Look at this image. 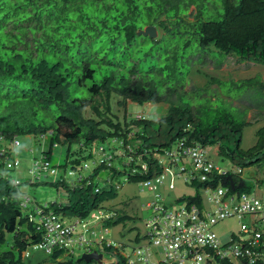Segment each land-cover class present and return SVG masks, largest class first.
<instances>
[{
  "label": "trees",
  "instance_id": "obj_1",
  "mask_svg": "<svg viewBox=\"0 0 264 264\" xmlns=\"http://www.w3.org/2000/svg\"><path fill=\"white\" fill-rule=\"evenodd\" d=\"M150 26L157 29L156 38L139 34ZM229 58L264 65V0H0V264H27L30 250L45 234L43 223L31 220L35 207L22 211L28 196L20 190L22 181L8 175L21 163L17 156L12 160L8 148L9 143L22 145H16L18 135L33 138L37 145L48 143L37 148L40 156L34 152L32 176L25 183L56 187L60 200L42 208L54 212L63 226L67 223L62 218L86 220L117 197L120 186L115 187L112 176L143 186L175 163L167 158L166 166L164 157L196 145L217 147L239 172L230 169L218 176L213 171L205 182L194 172L186 183L196 194L177 203L197 207L200 191L207 188L252 194L242 169L264 163V126L256 133V144L243 150L244 130L251 124L248 109L234 105L228 93L211 89L217 85L221 90L227 81L210 76L205 86L191 85L195 67L196 73L210 65L220 70ZM229 82L264 92L259 76ZM216 98L219 103H214ZM148 104L165 113L159 119L130 115V105ZM58 146L64 147L65 156L54 164L53 149ZM111 150L122 152L128 162L114 165L118 156L106 154ZM89 160L95 168L83 177L81 166L85 163L88 169ZM105 170L109 173L100 187ZM104 213L109 216L102 220L106 226L132 219L117 211ZM241 235L248 242L254 232L244 235L241 230ZM144 237L149 250L162 249L164 254L162 246ZM143 238L137 234L135 241ZM241 238L233 235L222 247ZM261 240L264 250V236ZM94 246L86 244V253L94 252ZM96 246L103 259L106 253L113 255L111 264L134 260L124 255L123 244L104 239ZM73 253L57 246L50 254L52 263L46 264H100L65 259ZM200 253L213 258L206 261L235 264L222 260L213 246ZM152 255L161 252L152 250ZM134 261L172 263L166 257L154 263ZM240 261L251 264L248 257Z\"/></svg>",
  "mask_w": 264,
  "mask_h": 264
},
{
  "label": "rangeland",
  "instance_id": "obj_2",
  "mask_svg": "<svg viewBox=\"0 0 264 264\" xmlns=\"http://www.w3.org/2000/svg\"><path fill=\"white\" fill-rule=\"evenodd\" d=\"M197 67L194 68L192 72L191 85L195 86H205L209 83L210 76L215 78H220L224 81H227L222 87L218 89L217 85L211 86V89L215 92L222 93L225 95H231L233 100H235L234 105H242L243 109H248V121L251 122L248 127L245 128L243 139L241 142V148L245 151L251 149L257 142V131L264 126V92L260 89L247 87H237L231 86V80H241L246 78H252L259 76L264 80V65L248 62L244 64H239L236 62V59L229 58L228 63L220 70H216L213 66L203 67L199 73H196ZM196 73V74H195ZM195 74V75H194ZM211 90V91H212ZM228 93V94H227ZM240 100V101H239ZM202 101V100H201ZM214 103H219V99L216 98ZM140 106V105H130L129 113L131 116H142V115H151L152 117L160 118L163 114L158 109L159 114H156L157 111L154 106L150 105ZM251 108V109H250ZM19 142L22 143L20 147H15L14 144L9 143V150L14 154L12 155V160L17 156L20 160V166L15 171L8 172V175L12 177V180L22 181L20 190L22 193L28 195L32 201L37 202L40 206H46L50 203H55L60 200L59 192L56 187L51 185H30L25 182H29V178L32 176V164L34 162L35 154L34 152L38 147L46 146L37 145L34 139L29 137H20L17 136ZM9 141V140H8ZM233 148V144L230 145ZM106 147L107 144H106ZM210 151V161L213 162L216 166L226 169V170H235L239 172V167L236 164L230 162L228 158H225L218 153L217 147L208 148ZM54 156H52V162L54 164H59L63 162L65 156V149L63 146H58L53 149ZM38 156L40 149L37 150ZM36 152V153H37ZM89 153V150L86 149L85 154ZM114 153L118 156L113 160L114 165H118L119 162H128V157H124L122 152H115L114 150L106 151V154ZM99 155L95 154L94 159H97ZM101 158V157H100ZM99 159V158H98ZM165 164L168 162L167 157H164ZM85 163H83V166ZM88 169H84L81 166V175L87 177L95 168L94 160L87 161ZM189 169L192 168V163L186 161L184 164ZM243 174L242 178L248 185L253 187L252 194L257 195L259 198H264V163L254 165L249 168L242 169ZM173 172L175 173V189L171 190L169 185L171 184V176L167 175L166 179L162 184H158L156 190H151L149 187L142 186L140 183L128 182L124 177H115L112 176V182L115 187L120 186L117 190L118 195L114 200L106 201L102 205V212L117 211L119 213H125L132 217L130 221H127L125 224L120 223L118 225H109L106 226L102 221H86V228H83V225H78L75 231V236H84L86 243L80 244L77 243L73 248L74 253L72 255H67L66 260H73L79 262L84 254H86V244L90 246L95 245L90 249L96 251L97 242L103 237L106 241L113 242L115 245L119 246L123 244L125 246L124 255L131 256L132 259L138 260V257L143 258L144 256L137 255V250L141 248L146 255L145 248L149 245L148 239L144 236L149 234V229L146 227V223L154 220L156 217L163 216L164 211L170 213L177 211L183 208L185 203H177L176 200L183 196H194L196 194L195 188H192L186 183V180H189L192 176L190 172L180 173L178 167H173ZM108 171H103L101 173L100 187L105 186V179H107ZM77 174V173H76ZM197 175V173H195ZM78 176V174H77ZM202 194V203L199 205V208L203 211L205 219L208 220L207 215L212 214L216 211V205L210 199H212L217 191H200ZM148 204H152V207H148ZM31 208V205L30 207ZM24 214L29 210L23 209ZM67 225L74 223L73 218H62ZM245 223L247 225L252 224V217L245 216L243 219H240L238 216L228 217L226 219L218 221L212 228V232L217 236V239L220 242V245L223 246L228 244L232 240V236L235 235L237 238H241V224ZM151 232V230H150ZM137 234H140L141 241L136 242L135 238ZM9 243L12 241L11 235L8 236ZM102 242V241H101ZM234 244V243H233ZM136 250L133 252V250ZM152 250L157 251L158 254L161 252L160 256L153 257ZM31 257L27 259V264H46L52 263L50 254L42 250H33L31 249ZM162 249L150 248V261L156 262L164 258ZM149 256V255H148ZM163 257V258H162ZM115 260L112 254H104L103 264H111V261ZM146 260V259H145ZM147 261V260H146ZM149 261V259H148ZM149 261V262H150ZM150 262V263H151ZM185 264H192L191 261L186 262ZM202 264H207L203 262Z\"/></svg>",
  "mask_w": 264,
  "mask_h": 264
},
{
  "label": "built area",
  "instance_id": "obj_3",
  "mask_svg": "<svg viewBox=\"0 0 264 264\" xmlns=\"http://www.w3.org/2000/svg\"><path fill=\"white\" fill-rule=\"evenodd\" d=\"M185 154L192 158L194 170L200 175L203 182L208 180L213 171L217 172L218 176L229 172L211 162L207 153L199 147L188 149ZM168 174L173 175L170 167L165 168L163 175L146 181L143 185L151 190H156L157 185L162 184ZM169 187L174 189L173 180ZM209 191H214V189L207 188L206 192ZM210 200L215 203L216 211L207 215L208 220L205 219L203 211H200L196 206L183 205L184 207L177 211L170 213L165 211L163 216L147 222L146 227L149 229L148 235L153 241V246L163 247L164 257L172 262L170 264H185L187 260L191 261L192 264H202L203 262L217 264L214 261H206V258L210 256L207 255L206 257L200 253L201 249L207 246H213L222 260L229 258L235 264H242L240 260L245 257L250 259L251 264L258 260L264 261V250L260 249L261 239L264 236V198H259L253 194L238 196V194H230L228 189L219 188L216 195ZM39 213V221L43 223L45 228V241L35 246L34 249L51 252L54 246L61 243L71 246L70 235L75 226H63L52 213L45 215L42 210H39ZM235 215L240 219L245 216L252 217V224H241V230L244 235L253 231V239L246 242L244 237L241 238L240 243L237 242L223 248L211 228L218 221ZM145 250L146 255L142 249L137 250V255L144 256L143 258L138 257L137 261L148 262L149 247L147 246ZM210 258L209 260L213 259ZM134 263V260L129 262V264Z\"/></svg>",
  "mask_w": 264,
  "mask_h": 264
},
{
  "label": "clouds",
  "instance_id": "obj_4",
  "mask_svg": "<svg viewBox=\"0 0 264 264\" xmlns=\"http://www.w3.org/2000/svg\"><path fill=\"white\" fill-rule=\"evenodd\" d=\"M144 30V29H143ZM148 105H150V104H148ZM146 107H148L147 105H146ZM150 107H152V105H150ZM159 109V108H158ZM161 112V111H160ZM160 112H158V111H156L155 113L156 114H159ZM147 116H149V117H152L150 114L149 115H147ZM136 117H138V116H136ZM3 139V138H2ZM18 140V139H17ZM16 140V145H18L19 144V141H17ZM18 143V144H17ZM201 148L202 150H204L206 153H207V155H208V158H209V160H210V151L208 150V148H210V147H202L201 145H196L195 147L193 146V147H189V148H185V150L183 151V153H181V154H179V150H174V151H172V153L171 154H168L166 157L167 158H173L174 159V164L172 165L171 164V166H167V163H166V166L167 167H170L171 168V171H172V174L173 175H170V174H168V175H170L171 176V183H172V180H173V183L175 182V173L173 172V167L174 166H176V167H178L179 168V170H180V173H185L186 172V170H187V166L186 165H184L185 163H186V161H189V162H191L192 163V168L190 169L191 171H189L191 174H193L194 172H195V170H194V165H193V161H192V158H190L187 154H185V151L186 150H188V149H193V148ZM8 166H9V163L7 162L6 163ZM182 168H184V170H182ZM189 170V169H188ZM188 170H187V172H188ZM224 170H226V169H224ZM229 171V170H228ZM155 179V178H154ZM187 181V180H186ZM144 186V185H143ZM170 186V185H169ZM170 188V187H169ZM219 188H221V187H219ZM219 188H217V189H214V191H217ZM174 189H175V184H174ZM174 189H171V190H174ZM211 189H213V188H211ZM223 189H225V188H223ZM206 191V190H205ZM30 205L31 206H33V207H35V210H36V212H33V217L31 218V220H39V210H42L43 211V213L44 214H53L54 212H47L46 210H44L42 207L43 206H40V205H38L37 204V202L35 203V201H32V199L29 197V196H25V198H24V201H23V206H24V209H26L27 207L29 208L30 207ZM188 206V205H187ZM148 207H152V204H148ZM28 208L26 209V210H28ZM197 208L198 209H200L199 208V206H197ZM200 211H202L201 209H200ZM55 214V213H54ZM109 216L108 215H105V213L104 212H98V211H95V212H93L91 215H90V217L88 218V219H86V220H76V221H74V223H72L71 225L73 226H75V228H74V231L72 232V234L70 235V238H71V240H72V245L71 246H66L64 243H61V244H58V245H56V246H54L53 248H52V250H51V252H47L46 250H42V249H34V247L35 246H37V245H39V244H41L43 241H45V238H44V236H43V240L39 243V244H37V245H34L32 248H33V250H35V251H37V250H42V251H45L46 253H48V254H52V251L54 250V248H56L57 246H59L60 248H65V249H67V250H70V251H73V248L75 247V245L77 244V243H80V244H85L86 243V240H85V238H84V236H82V235H80V236H75V231H76V228H77V226L78 225H83V228H86V223H84V222H86V221H90V220H93V221H102V220H105V219H107ZM45 235V234H44ZM102 240H104L103 239V237L101 238V239H99L98 241H96L97 243H99V242H101ZM139 249H141V248H139ZM86 254H90V253H86ZM149 259H150V257H149ZM103 260V259H102Z\"/></svg>",
  "mask_w": 264,
  "mask_h": 264
},
{
  "label": "water",
  "instance_id": "obj_5",
  "mask_svg": "<svg viewBox=\"0 0 264 264\" xmlns=\"http://www.w3.org/2000/svg\"><path fill=\"white\" fill-rule=\"evenodd\" d=\"M140 35L143 36H150L152 38H156L157 37V29L153 26L150 27H146L144 30H140L139 31ZM138 131V130H137ZM102 259H103V255L102 254H98L96 251L92 252L90 254H84L82 256V258L79 260L80 261H85L87 263H90L92 261L98 262L100 264H102Z\"/></svg>",
  "mask_w": 264,
  "mask_h": 264
}]
</instances>
